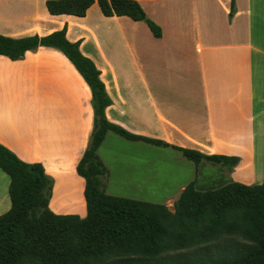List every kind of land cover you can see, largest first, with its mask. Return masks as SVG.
I'll list each match as a JSON object with an SVG mask.
<instances>
[{"label": "crops", "instance_id": "0c3cea01", "mask_svg": "<svg viewBox=\"0 0 264 264\" xmlns=\"http://www.w3.org/2000/svg\"><path fill=\"white\" fill-rule=\"evenodd\" d=\"M47 1L0 0V35L45 37L66 28L68 40L80 42L101 72L112 100L110 122L171 146L240 160L229 170L206 161L196 166L172 148L109 132L98 152L108 169L106 192L114 176L108 141L143 155L155 147L177 170L187 169L183 181L174 169L160 168L159 183L177 186L167 200H178L193 181L200 191L232 182L263 184L264 0H236L232 17L231 0H137L162 29L161 38L143 21L103 16L97 3L81 18L51 15ZM104 23L112 25L111 33L99 32ZM93 127L91 89L60 50L39 47L21 60L0 55V144L23 162L44 167L54 181L49 207L57 215L86 217V181L77 166ZM145 167L127 163L131 191L144 195L156 176ZM201 170L217 178L199 187ZM9 187L0 169V216L11 208Z\"/></svg>", "mask_w": 264, "mask_h": 264}, {"label": "trees", "instance_id": "16d2710c", "mask_svg": "<svg viewBox=\"0 0 264 264\" xmlns=\"http://www.w3.org/2000/svg\"><path fill=\"white\" fill-rule=\"evenodd\" d=\"M235 1L231 0V17L236 12ZM95 3L103 16L143 21L155 38L162 37V29L147 17L137 0H48L46 7L54 16L82 18ZM80 44L68 40L66 28L45 37L0 35V55L11 60H21L27 51L39 47L60 50L91 89L94 111L89 145L77 166L86 181L84 218L55 214L49 207L54 181L44 167L23 162L0 144V169L10 178L11 200L10 210L0 216V264H155V256L227 237H239L251 246L213 264H264V182L253 186L232 182L200 191L193 181L173 210L105 191L102 178L108 169L98 152L109 132L128 141L172 148L196 166L206 161L229 170L240 160L171 146L110 122L106 110L112 100L101 72L82 54Z\"/></svg>", "mask_w": 264, "mask_h": 264}, {"label": "rangeland", "instance_id": "374dc122", "mask_svg": "<svg viewBox=\"0 0 264 264\" xmlns=\"http://www.w3.org/2000/svg\"><path fill=\"white\" fill-rule=\"evenodd\" d=\"M111 29V24L109 25L107 23H104L101 25V30H99V32L107 34L111 33ZM109 39H106V41H108L109 48H112V42ZM104 43V48L107 51L106 42ZM117 47L118 50L123 49V47L121 45L119 46V44ZM108 144L113 147V151L109 153L108 166H110L112 172H114V176L112 182L109 183V190L107 193L109 195H111V192L116 194L118 193L117 197L134 199L155 204H163L170 210H173L174 204L177 200H167L166 197L170 192L176 191L177 186H166L162 183H159L158 179L160 177V174L164 173L162 171L160 172V168L168 166L171 169H174V171L177 172L178 176L180 175L178 179H183V181H186L189 178V171L185 168H178L177 170L172 166L169 160L167 161L166 158L162 157L163 155L161 154V151H158L159 149L155 147H152L153 150L151 155H143L141 152H132L131 150L122 148V145L118 144L117 142L111 143L108 141L107 145ZM126 145H129L130 147L137 144L126 143ZM130 160H135L143 168L144 166H146V169L152 168V173L156 174V176L152 178L149 192L147 191L145 195L143 193L141 194L131 191L133 190V186L128 182L127 176V163L130 162ZM148 163L150 164V166L148 165ZM216 178L217 177L211 172H205V170L199 171V187L203 183H207L209 182V180H214ZM102 180L104 179L102 178ZM197 189L199 188L197 187ZM248 246H251L250 242L245 241L239 237H227L178 252L161 254L153 257L152 259L155 264H169L173 261H176L177 263L179 262L181 264H213L216 263L220 258H223L225 256L228 257L231 254L241 253L242 250H247Z\"/></svg>", "mask_w": 264, "mask_h": 264}]
</instances>
